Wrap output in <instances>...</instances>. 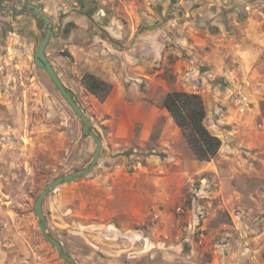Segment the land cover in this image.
<instances>
[{
  "label": "rangeland",
  "instance_id": "1",
  "mask_svg": "<svg viewBox=\"0 0 264 264\" xmlns=\"http://www.w3.org/2000/svg\"><path fill=\"white\" fill-rule=\"evenodd\" d=\"M65 1L69 4L67 9L71 4L77 5L85 13L100 2L108 7L105 0ZM111 3L114 9H131L130 21L141 23L144 31L156 24L166 27L171 21L185 23L189 18L186 9L200 5L191 4L190 0ZM67 9L52 14L54 35L47 46V56L91 120V127L104 139L106 132L96 126L98 121L92 123L96 110L82 83L86 69L76 54V49L90 50L92 38L84 35L80 47L67 43L70 37L62 26ZM146 12L149 20L143 24L141 16ZM39 24L37 44L43 35L42 22ZM73 26L68 25L69 33ZM23 28L19 27L11 37L24 40ZM178 35L180 38L183 33ZM29 44L21 47L25 60L14 66L4 64L2 73L5 81L0 92V264H68L43 235L35 201L44 185L90 163L96 143L83 133L79 117L47 72L35 65L36 47ZM178 47L180 51L169 54L164 64V78L174 90L179 87V91L201 95L207 111L205 124L222 145L215 157L201 161L179 127V137L172 145L175 160L179 161L172 170L179 168L180 173L165 182L162 200L151 209L147 219L130 224L131 237L113 232L115 224L121 223L119 219L127 218L121 214L124 206L99 205L91 184L102 159L88 174L51 191L43 204L48 232L77 264H98L103 258L126 264H264V57L261 75L253 85L244 82L250 89L243 86L233 90L220 79L208 75L202 79L204 73L186 53L185 45ZM9 53L12 52L5 47L3 54ZM162 128L159 126L156 132ZM157 139L155 136L148 142L143 153L131 152L135 160L130 163L131 170L138 160L143 165V154L156 152L164 158ZM180 205L185 208L184 213L177 210ZM200 206L205 211L203 224L207 229L204 244L187 240L186 227L194 222ZM115 210L120 211L118 217L113 215ZM151 249L162 252L151 256Z\"/></svg>",
  "mask_w": 264,
  "mask_h": 264
},
{
  "label": "crops",
  "instance_id": "2",
  "mask_svg": "<svg viewBox=\"0 0 264 264\" xmlns=\"http://www.w3.org/2000/svg\"><path fill=\"white\" fill-rule=\"evenodd\" d=\"M5 1L3 3L11 5L13 0ZM26 1L38 4L51 17L52 24L55 21L52 14L67 9L69 5L65 0ZM106 2L108 7L100 2L86 13L81 7L71 4L62 18V26L70 37L67 43H75L78 47L84 35L91 36L90 50L76 49L78 61L87 62L84 66L82 64L86 73L112 85L104 101L84 86L91 94L96 110L92 123L94 125L98 121L96 126L106 132L100 155L103 163L97 167L91 184L97 192L99 205L114 203L124 206L121 214L127 218L121 217V223L115 224L116 231L113 232L117 236L131 237L130 224L147 219L151 209L162 200L165 182L170 176L180 173L179 168L175 169L176 172L172 170L179 161L172 153V145L179 137V126L162 105L166 93L174 90L168 86L163 74L169 54H177L179 44H183L186 53L204 73L202 79L208 75L226 82L229 89L249 88L244 82L253 85L262 72L264 0H190L191 4L200 5L186 9L189 18L185 23L171 21L165 24L166 27L156 24L145 31L141 29V23L132 24L130 21L131 9H114L111 0ZM17 9L21 8L17 6ZM125 19L129 22L126 23ZM141 19L143 24H147L148 13ZM68 25H75L71 34ZM39 26V21L30 13L0 11V92L5 81L2 74L4 64L14 66L25 60L21 47L30 46L29 43L36 47V29ZM19 27H24V40L11 37ZM179 32L183 33L180 38ZM5 47L12 53L3 54ZM186 64L193 68L189 62ZM178 88L176 90H180ZM159 126L163 128L156 132ZM155 136L164 158L156 152L143 154L142 167L134 164V170H131L130 163L135 161L131 152H142V148ZM113 215L118 217L120 211L115 210ZM160 250L148 253L152 256L162 252ZM102 260L98 264H126L110 258Z\"/></svg>",
  "mask_w": 264,
  "mask_h": 264
},
{
  "label": "water",
  "instance_id": "3",
  "mask_svg": "<svg viewBox=\"0 0 264 264\" xmlns=\"http://www.w3.org/2000/svg\"><path fill=\"white\" fill-rule=\"evenodd\" d=\"M17 6H19L21 9H17ZM0 11L11 14L30 13L38 21L42 22L43 35L40 39L39 44L36 43V51L34 53L33 59L34 63L37 67L47 72L53 83L60 91L61 95L64 97V99L71 106L73 111L79 117L82 124L81 128L83 133L85 135L90 136L96 143L93 158L90 163H88L83 169L58 176L51 182L44 185L43 189L41 190L39 196L35 201V211L38 216L39 226L43 235L54 247H56L62 259H64L68 264H77L74 258L65 252L62 243L48 232L43 204L46 196L51 191L57 189L59 186L65 183L74 181L88 174L95 168L102 152L103 140L91 127V120L83 110L82 106L76 101L71 90L64 84L61 77L58 75L55 67L53 66L52 62L47 56L46 48L50 42L51 37L54 35V31L51 27V17L47 15V13L38 4L26 0H13L11 5H6L3 2H0Z\"/></svg>",
  "mask_w": 264,
  "mask_h": 264
},
{
  "label": "trees",
  "instance_id": "4",
  "mask_svg": "<svg viewBox=\"0 0 264 264\" xmlns=\"http://www.w3.org/2000/svg\"><path fill=\"white\" fill-rule=\"evenodd\" d=\"M85 88L104 101L112 85L91 73L84 74ZM162 105L168 109L175 123L181 128L197 159L208 161L215 157L222 145L221 139L207 128V111L201 95L185 91H168Z\"/></svg>",
  "mask_w": 264,
  "mask_h": 264
},
{
  "label": "built area",
  "instance_id": "5",
  "mask_svg": "<svg viewBox=\"0 0 264 264\" xmlns=\"http://www.w3.org/2000/svg\"><path fill=\"white\" fill-rule=\"evenodd\" d=\"M135 165L137 167H142V161L138 160ZM179 212L184 213L185 208L180 205L177 209ZM195 220L194 222L191 221L189 223L188 227H186L187 230V240L191 241H197L199 244H204V242L207 239V229L205 225L203 224V221L205 219V211L204 209L200 206L195 212Z\"/></svg>",
  "mask_w": 264,
  "mask_h": 264
}]
</instances>
